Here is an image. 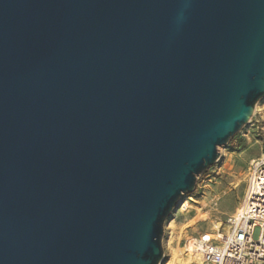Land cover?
<instances>
[{
  "label": "water",
  "instance_id": "obj_1",
  "mask_svg": "<svg viewBox=\"0 0 264 264\" xmlns=\"http://www.w3.org/2000/svg\"><path fill=\"white\" fill-rule=\"evenodd\" d=\"M263 98L264 0H0V264H162Z\"/></svg>",
  "mask_w": 264,
  "mask_h": 264
},
{
  "label": "rangeland",
  "instance_id": "obj_2",
  "mask_svg": "<svg viewBox=\"0 0 264 264\" xmlns=\"http://www.w3.org/2000/svg\"><path fill=\"white\" fill-rule=\"evenodd\" d=\"M218 154L217 162L197 176L194 191L183 195L165 220L162 264H190L184 250L187 239L203 234L214 238L226 229L227 216L242 200L250 161L264 154V98L240 131L218 148Z\"/></svg>",
  "mask_w": 264,
  "mask_h": 264
},
{
  "label": "built area",
  "instance_id": "obj_3",
  "mask_svg": "<svg viewBox=\"0 0 264 264\" xmlns=\"http://www.w3.org/2000/svg\"><path fill=\"white\" fill-rule=\"evenodd\" d=\"M225 225L214 238L203 234L184 242L190 264H264V154L250 161L242 200Z\"/></svg>",
  "mask_w": 264,
  "mask_h": 264
},
{
  "label": "bare ground",
  "instance_id": "obj_4",
  "mask_svg": "<svg viewBox=\"0 0 264 264\" xmlns=\"http://www.w3.org/2000/svg\"><path fill=\"white\" fill-rule=\"evenodd\" d=\"M184 208H185V204L182 205L181 210H184ZM206 235H207V234H206ZM206 235H205V236H206ZM208 236H209V235H207V237H208Z\"/></svg>",
  "mask_w": 264,
  "mask_h": 264
}]
</instances>
